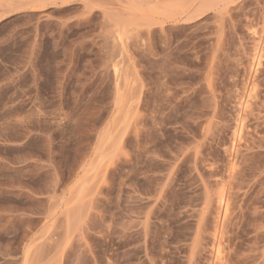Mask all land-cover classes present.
Returning <instances> with one entry per match:
<instances>
[{"label": "rangeland", "instance_id": "obj_1", "mask_svg": "<svg viewBox=\"0 0 264 264\" xmlns=\"http://www.w3.org/2000/svg\"><path fill=\"white\" fill-rule=\"evenodd\" d=\"M0 264H264V0H0Z\"/></svg>", "mask_w": 264, "mask_h": 264}]
</instances>
